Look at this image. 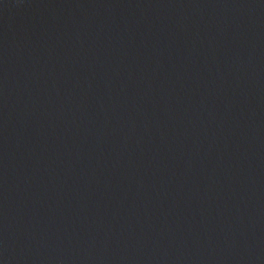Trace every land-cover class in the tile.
<instances>
[{"label":"water","instance_id":"95a60500","mask_svg":"<svg viewBox=\"0 0 264 264\" xmlns=\"http://www.w3.org/2000/svg\"><path fill=\"white\" fill-rule=\"evenodd\" d=\"M0 264H264V0H0Z\"/></svg>","mask_w":264,"mask_h":264}]
</instances>
